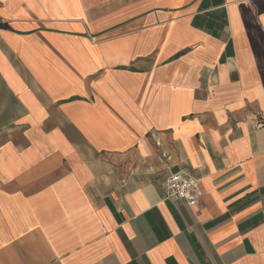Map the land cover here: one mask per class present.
I'll return each instance as SVG.
<instances>
[{
	"label": "crops",
	"instance_id": "1",
	"mask_svg": "<svg viewBox=\"0 0 264 264\" xmlns=\"http://www.w3.org/2000/svg\"><path fill=\"white\" fill-rule=\"evenodd\" d=\"M0 264H264V0H0Z\"/></svg>",
	"mask_w": 264,
	"mask_h": 264
},
{
	"label": "built area",
	"instance_id": "2",
	"mask_svg": "<svg viewBox=\"0 0 264 264\" xmlns=\"http://www.w3.org/2000/svg\"><path fill=\"white\" fill-rule=\"evenodd\" d=\"M201 197L199 180L187 174H171L165 181V199L196 205Z\"/></svg>",
	"mask_w": 264,
	"mask_h": 264
}]
</instances>
